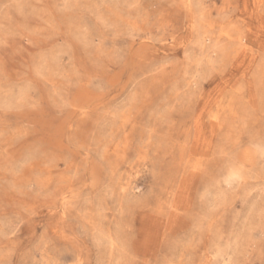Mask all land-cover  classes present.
<instances>
[{
  "label": "rangeland",
  "instance_id": "obj_1",
  "mask_svg": "<svg viewBox=\"0 0 264 264\" xmlns=\"http://www.w3.org/2000/svg\"><path fill=\"white\" fill-rule=\"evenodd\" d=\"M0 264H264V0H0Z\"/></svg>",
  "mask_w": 264,
  "mask_h": 264
}]
</instances>
